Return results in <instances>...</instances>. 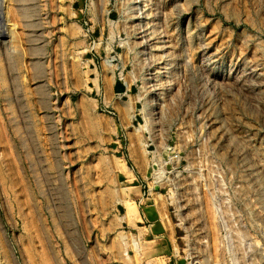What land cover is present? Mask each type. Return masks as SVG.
<instances>
[{"label":"rangeland","instance_id":"rangeland-1","mask_svg":"<svg viewBox=\"0 0 264 264\" xmlns=\"http://www.w3.org/2000/svg\"><path fill=\"white\" fill-rule=\"evenodd\" d=\"M0 28V264H264V0H11Z\"/></svg>","mask_w":264,"mask_h":264},{"label":"bare ground","instance_id":"bare-ground-1","mask_svg":"<svg viewBox=\"0 0 264 264\" xmlns=\"http://www.w3.org/2000/svg\"><path fill=\"white\" fill-rule=\"evenodd\" d=\"M10 1L11 0H0V16H1V14L3 13V10L9 5V3H10ZM6 14V13H5ZM4 14V15H5ZM9 16V15H8ZM7 30V29H6ZM8 32V31H7ZM9 32L10 33H8L9 34V36L8 37H10V38H12L13 39V33L11 32V30L9 29ZM14 32V31H13ZM5 35H7V33L4 31V30H1V28H0V48L5 44V39H3V37L5 36ZM13 42V41H12ZM14 53V52H13ZM2 77H4V76H2Z\"/></svg>","mask_w":264,"mask_h":264}]
</instances>
